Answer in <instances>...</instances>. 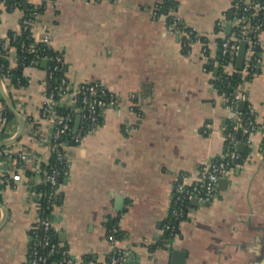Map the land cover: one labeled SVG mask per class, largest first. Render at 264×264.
<instances>
[{
	"label": "crops",
	"instance_id": "0c3cea01",
	"mask_svg": "<svg viewBox=\"0 0 264 264\" xmlns=\"http://www.w3.org/2000/svg\"><path fill=\"white\" fill-rule=\"evenodd\" d=\"M6 1L0 0V38L8 40L10 30H21L24 10L10 9ZM163 1L48 0L37 19L34 35L50 31L53 49L63 53L69 92L95 82L114 91L120 104L82 142L70 141L71 165L53 209L56 241L77 264H106L111 248L106 222L115 218L122 235L118 245L130 252L131 264H173L174 249L186 252L185 264H264V31L257 74L242 84L248 100L230 108L215 86L219 67L211 71L207 60L219 62L233 0H174L171 12L181 27L206 38L205 57L201 43L185 47L167 18L153 17L151 9ZM10 66H18L14 54ZM24 74L28 85L11 91L25 129L19 142L6 147L10 153L0 154V198L9 212L0 229V264H27L37 218L32 190L43 186L52 157L49 143L40 144L36 136L50 137L52 131L40 117L46 69L30 65ZM70 100L64 97L59 105L67 107ZM246 110L257 129L251 144L237 130L240 165L218 182L211 203L189 202L188 218L166 244L164 224L176 184L194 185L205 168L222 159L237 112L245 120ZM17 130L16 117L0 124V140ZM20 151L28 160L19 169ZM16 173L21 180L13 179ZM3 215L0 207V223Z\"/></svg>",
	"mask_w": 264,
	"mask_h": 264
},
{
	"label": "built area",
	"instance_id": "2783aa9c",
	"mask_svg": "<svg viewBox=\"0 0 264 264\" xmlns=\"http://www.w3.org/2000/svg\"><path fill=\"white\" fill-rule=\"evenodd\" d=\"M166 1L173 0H164ZM162 4V3H161ZM152 8L151 12L154 18L160 17L158 10L160 5ZM232 7L234 9L235 17L233 16V28H239V32H233L224 36L222 41L221 55L225 62L207 60L208 65L223 66L225 71L233 72L240 71L242 77L245 79L248 76L257 74L261 53L257 48H261L259 39L260 34L264 31L262 28L264 20L258 16L264 7L255 0H233ZM237 11H241L237 15ZM249 13V14H248ZM41 11H34L29 18H24V25L29 29L31 35L39 42L46 43L52 47L53 34L50 31H45L42 36L37 37L34 31L37 26V19L40 17ZM168 26L171 31L176 32L182 39L183 45L188 47L197 42L202 45V55L207 56L208 42L206 38L195 31L194 29H184L181 27L180 18L177 14L169 12ZM253 23L254 26H247V23ZM250 27V28H249ZM250 33H254L255 37H249ZM246 40L248 43L244 68L238 70L235 67L236 57L239 51L240 42ZM32 51H35L32 48ZM12 56V55H11ZM48 59V58H47ZM57 61H64L63 53L58 52L55 58ZM38 61L33 60L32 64L37 65ZM58 69V66L54 68ZM49 73H47L48 75ZM11 77H7V80ZM243 81V83H244ZM70 81L67 77H63L62 82L58 88L49 90L46 80V97L44 103L40 108V117L42 120L49 122L52 126L51 136L43 137L36 133L40 144L49 143L51 149L52 161L47 162L44 168V184L51 186L50 191H43V186L34 187L37 201V218L30 229V253L27 264H77L79 259L70 255L68 250L62 248L61 245L54 240L53 230V209L55 206L56 194L60 188V180L65 178L69 173L70 168V146L72 142L80 143L84 138L96 131L103 123L106 111L110 109H118L120 107L118 95L99 83L88 82L80 85L71 93ZM71 98L69 105L66 107L65 113L60 114L57 109L59 101L64 97ZM230 108H235L241 101L248 100V93L242 88V84L233 93V96L226 97ZM136 106L135 103L131 108ZM6 111L0 112V124H5ZM238 115V123L230 130L227 137L226 152L222 159L211 163L202 175L195 182L194 185H188L184 181H179L175 186V193L173 194L172 203L169 210L168 220L164 224L166 233L170 235L169 244L179 233V227L182 221L188 218L189 202L193 198H197L201 203H211L217 192L218 182L227 175V173L235 166L240 165L242 155L238 152L237 144L238 138L235 131L243 129L247 135L246 142L251 144V135L256 131L257 124L249 115L245 120ZM80 116V123L77 132L74 133V126L77 117ZM10 153L6 147L0 148V154ZM28 160V154L25 151H20L15 155L16 166L20 169ZM65 176V177H64ZM15 181L21 180V175L16 173L13 175ZM44 202V203H43ZM110 242V252L106 264H131V254L125 248L118 245V239L115 232L107 234Z\"/></svg>",
	"mask_w": 264,
	"mask_h": 264
},
{
	"label": "trees",
	"instance_id": "16d2710c",
	"mask_svg": "<svg viewBox=\"0 0 264 264\" xmlns=\"http://www.w3.org/2000/svg\"><path fill=\"white\" fill-rule=\"evenodd\" d=\"M46 1L42 0L40 5L33 4L31 0H7L6 5L8 8L20 7L24 10V18H29L34 11H41V13L45 9ZM256 2L260 3L264 7V0H255ZM176 5V1H166L160 5V9L158 10V15L160 17L164 16L168 19V13L172 11L171 8H174ZM241 11H237V15H239ZM249 14V13H248ZM234 9L228 11L227 16L228 18L233 17ZM260 19L264 20V9L258 16ZM247 26H254L253 23H247ZM249 27V28H250ZM264 29V24L262 26ZM233 32H239V28H232ZM249 37H255L254 33H250ZM222 41L220 43L222 49ZM32 48L35 51H32ZM260 50V48H257ZM14 54L18 59V66L16 68H12L10 66V57ZM58 51L54 50L53 47L48 46L46 43L37 41L30 33L29 29L25 28L24 19L22 21L21 30L19 32L15 30H10L8 32V40L0 38V77L3 80L8 93L12 97V88H24L28 85V78L24 74V69L27 66L33 65V60L38 61L36 64L40 65L42 60H47V66L45 67L46 72L49 73L47 75V84L49 86V90L55 89L58 91V88L62 82L63 77H66V63L65 61H57L55 56H57ZM48 58V59H47ZM219 61L225 62L227 59L223 60L222 55L219 57ZM58 66V69L55 70L54 68ZM211 71L215 70V64L208 65ZM219 72L216 75L215 86L220 93H222L225 97L233 96V93L238 88L240 84H243V77L240 71H233L228 72L225 71L223 66H218ZM11 77V80H7V77ZM249 78H253L251 75L248 76ZM5 124L10 123L11 120L15 119V115L10 111L8 106L5 104ZM58 112L60 114L65 113L66 107L61 105H57ZM249 115V111L246 110L244 112L243 117H247ZM244 118V119H245ZM238 132H235L237 138H239ZM53 158L50 159L52 161ZM46 166V165H45ZM64 178H62L63 180ZM61 180V182H62ZM50 189L49 184H43V191L47 192ZM44 203V202H43ZM115 218H111L109 221L106 222L107 227V234L110 232H115L116 238L122 237L121 232L116 230V222ZM53 237L54 240H57L55 237V232L53 230ZM170 235L167 232L164 236L167 243L170 240ZM163 245V243L161 244ZM155 247V246H154Z\"/></svg>",
	"mask_w": 264,
	"mask_h": 264
},
{
	"label": "water",
	"instance_id": "95a60500",
	"mask_svg": "<svg viewBox=\"0 0 264 264\" xmlns=\"http://www.w3.org/2000/svg\"><path fill=\"white\" fill-rule=\"evenodd\" d=\"M226 27H227V31L229 32V34H231L232 33V23L228 22ZM247 47H248V43L246 40H243L240 42V47H239V51H238V54L236 57V64H235V67L238 70H242L244 68V62H245V58H246ZM41 65L43 67H46L47 66V60H42ZM0 93L4 99V102L8 106V108L10 109V111L15 115V117L18 120V130L15 133V135L10 137L9 139L0 140V148H2V147L11 146V145L20 141L22 134L24 132V129H25L26 120H25L24 116L22 115V113L20 111H18V109L15 105V102L12 99V97L10 96V94L8 93V90L6 89L5 84H4L3 80L1 79V77H0ZM244 102H242L241 105L245 104ZM79 123H80V116H78L76 119L75 126H74V133L77 132L78 127H79ZM0 207H1L3 214H4L2 221L0 223V229H1L6 224V222L8 220V216H9L8 209L4 205V202L2 201L1 198H0ZM173 259H174L173 264H185L186 252L183 250H180V249H174L173 250Z\"/></svg>",
	"mask_w": 264,
	"mask_h": 264
}]
</instances>
